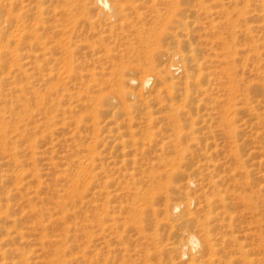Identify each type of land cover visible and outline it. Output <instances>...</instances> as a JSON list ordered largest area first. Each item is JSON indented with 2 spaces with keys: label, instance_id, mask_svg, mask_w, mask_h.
Listing matches in <instances>:
<instances>
[{
  "label": "rangeland",
  "instance_id": "rangeland-1",
  "mask_svg": "<svg viewBox=\"0 0 264 264\" xmlns=\"http://www.w3.org/2000/svg\"><path fill=\"white\" fill-rule=\"evenodd\" d=\"M108 1L125 19L87 0H0V75L10 80L0 84V264L177 263L188 233L200 232L135 206L162 208L144 188L173 163L187 174L213 166L224 208L196 203L191 216L264 264V0ZM11 32L23 33L18 57L5 53L19 49L8 46ZM173 41L194 50L198 76L176 69ZM146 73L162 80L141 87ZM185 80L197 83L188 93ZM238 255L229 264H247Z\"/></svg>",
  "mask_w": 264,
  "mask_h": 264
},
{
  "label": "bare ground",
  "instance_id": "bare-ground-1",
  "mask_svg": "<svg viewBox=\"0 0 264 264\" xmlns=\"http://www.w3.org/2000/svg\"><path fill=\"white\" fill-rule=\"evenodd\" d=\"M87 1H88L87 2V6L88 7L90 6V8L93 5H95V6L97 5L100 9H102L104 11V13L110 14V15L118 14V16L120 18L125 19V13L126 12H125V8L123 7V5H118L117 3H109L108 0H87ZM128 8L130 10H132L133 17L136 16V15H134L136 13H137V16L140 15L139 14L140 12H138V9L139 8H138L137 4L134 5V3L131 2L129 4V7ZM119 13H120V15H119ZM151 16H153V15H151ZM153 17H155L156 19H158L160 17V15L154 14ZM11 18H10V21L13 20V19L11 20ZM151 19H152V17H151ZM14 20H15V18H14ZM140 22H142V21H140ZM14 24H15V22H14ZM142 27L143 26H141V28ZM18 29H20V28H18ZM17 31H19V30H17ZM141 33H143V34H139V35L136 34L138 36L135 37V35H134V37L135 38L138 37L137 38V40H139L138 43H140V44H142V46H144V52H145V48H146V51L148 52V49L149 50H152V49L149 48V46H150L149 35L150 34L149 33H145V35H144V32H141ZM178 33L179 32H177L176 34H173L172 37H171L170 34H166V35H164L163 40H167V39H170V38H172L173 40H175L177 38ZM156 34H157V32H154V35H156ZM159 34H161V33H159ZM234 34H233V37H234ZM22 35H23V33H22ZM22 35L21 34H19V35L18 34H13L12 32L9 33V36L7 37L8 40H6L8 42V46H9V44H14V43H16V45H18V46L21 45L22 44L21 41L23 39ZM169 36H170V38H169ZM140 44H138V45H140ZM172 45L176 49V51L180 53V58H181L180 61L177 62L178 63V67H177V65H175L176 69L181 68V71L183 72V76H185V78H187V79L189 77H192V76H198L200 74V64L197 63V59H196L197 57L195 56L194 50L192 48L186 47L185 46L186 45V42H182V41H173L172 42ZM225 45H227V44H224V46ZM20 47L21 46H19V49L18 48L17 49H15V48L14 49H8V47H7L5 53L8 52L10 54V56L13 55V56H17L18 57L20 51L23 50V48H20ZM135 48L136 47H133L132 50H135L136 51ZM137 50L139 52H142V50H139V49H137ZM164 52H166V50ZM13 56H12V58H13ZM139 59H137V60L139 61ZM154 66H156V65L152 63V65L150 64L148 66H145L143 68V70L146 71V72L147 71H154V68H155ZM131 71H132V73H134V70L133 69ZM23 74H24V72H23ZM154 76H155V81L157 83H159L160 80H162V77L160 75H156V74L153 75V74L146 73L142 77V79L140 80L141 87L146 86L152 80V78H154ZM8 81L10 82V80H8V77L7 76H3L2 74L0 75V84L6 83ZM190 81L191 80H185V82H184L183 90L185 91V93H188L190 91V89H192L194 86L197 85V83H196L195 80H193L192 82H190ZM125 82L126 83H134L135 81H134V78L133 77H130V78L125 79ZM189 96H190V94H187V95L184 94V100L186 98H189ZM187 100L188 99H186V101ZM22 102H24V104H21V108H23L22 105H24V107L27 106L26 105V99L24 101H22ZM186 104H189V107H190L191 100L188 103H185L183 106H182V104L177 105L172 110L178 112V109H181L182 110L184 106L186 107ZM171 123H172V126H173L172 127L173 128L172 129L173 135H176L178 138L183 137L184 134H183V128H181L182 122L180 121V118L177 115L173 116L171 118ZM230 123L231 122H229L227 125L228 126L231 125ZM229 128H231V127H229ZM229 132H230V130H229ZM191 140H193V139L191 138ZM182 149L183 148H181V147L179 148V150L181 152H182ZM174 164L175 163H173V165ZM173 165L170 167V172L167 171V173L169 175H168V177H166L167 176V174H166V176L164 177L165 180L163 182L161 180L162 178L159 179V181L161 180L159 184H158V181H155L154 180L153 181L154 186L148 185L149 183L147 184L148 187L151 186V187H149V190L148 191L146 190L147 186H146V188H144V190H145L146 193L144 192L143 196L145 194L146 195H150L149 198L152 197L153 200L155 198L157 199L159 197H161V198L164 199V204H163L162 208H158L156 205H154V203L153 204L152 203L151 204L149 203V205H148L147 202H146L147 205H144V207H141V205L139 204L140 202L137 205V202L135 201L138 198L134 200L136 202V205L135 206L140 207V208H138V209H140V211L143 210V209H145V208L148 209V210L153 211V213L156 212V211L158 212V210H159V212H161L162 215L164 216V219H167V220H169V221H171L173 223L175 222V224H171V227L170 228H175V226H178V225L181 226V227L191 226L194 229H197L198 232H200L199 234H196L194 231L188 233L186 241L181 244L182 251L179 254V260L177 261V263L170 262V264H229L230 262L233 261V259H237V258H232L231 260H229V258L231 257V255L234 254L236 256V254H238V253H239L238 256L241 257L240 258V261L241 260L242 261L243 260L244 261L246 260L247 261L246 262L247 264L248 263L249 264H252L253 261L250 263V260L249 259H246V255H245L246 251L242 249V246L240 244H237V246L235 247L234 244L231 242L232 239L235 240L233 236H228L227 237L221 231L218 232V233H216L214 235L213 232H214V229L217 228L216 226H214V225L209 226L207 223L201 222L198 219H196L194 216H191L189 206H191L193 204L195 205L196 203L202 209L204 208V206L207 207V209H211V207H213V208H222V209L224 208V199L225 198H224V196H222L220 194L221 191L219 192V189H216V186L218 185L217 184V181L214 180L213 178H215V177H213L211 175L212 172H213V169H214V168H212L213 166H211V165L196 166V167L192 168V173L191 174H187V173H185L184 171H182L180 169H176V167H175L176 165L175 166H173ZM85 169H87V168H85ZM153 174H154V172H153ZM97 175H98V173L94 174L92 177H90V176L89 177L91 179L92 178L96 179V176ZM154 175H156V174H154ZM151 176H152V173H151ZM206 176H207V178H206ZM153 177H151V180L154 179ZM158 178H157V180H158ZM216 178L218 180V175H217ZM151 180H150V184H152L151 183ZM204 181H205V184H204ZM161 182H162V185L163 186H161ZM89 183H87V186H88ZM157 184L159 186H161V188L163 187V192H159L162 189L159 190ZM164 186H166V187L164 188ZM166 188L168 189V194L167 195H165V193H164L165 190H166ZM182 188H184V189H182ZM185 189H186V191L184 192ZM136 190H137V188H136ZM169 191H171V192H169ZM140 194H141V198H143L142 197V192H140ZM187 195H191L192 198H186V200L185 201H182V202H179L178 201L180 198H183V196L186 197ZM147 198H148V196H147ZM147 198L145 197L143 199L146 200ZM147 200H149V199H147ZM138 201H140V199ZM129 202H131V201H129ZM134 204L132 205L133 207H134ZM182 204H183L184 208H182V206H181ZM160 205L161 204H159L158 206L160 207ZM133 207H132V209H133ZM137 207H135L136 210H137ZM135 212H134V214H135ZM138 213H140V212L138 211ZM37 214H40L41 215L42 214V211L41 210H38V213ZM137 215L138 214H135L134 217L138 218ZM135 220H138V219H135ZM219 226H221V225L219 224ZM223 226L227 228V226H229V224H225ZM176 234H177V232H176ZM216 235H217V237H216ZM151 238L153 239L152 236H151ZM146 240H148V238ZM153 241H154V239H153ZM150 243H151V241H150ZM145 244H146V242H145ZM145 244H143L144 247H145ZM152 244H153V242H152ZM155 245L156 244H154V246ZM150 246H152V245L150 244ZM146 247H147V245H146ZM139 248L140 249H143V247H140V246H139ZM148 248H151V247H149V245H148ZM152 249H150V251H151L150 254L154 253V251H152ZM146 250H145V252L148 253ZM157 250H159V249L157 248ZM142 252H144V251L142 250ZM155 252H156V250H155ZM139 253L141 254V251ZM139 253H137V254L139 255ZM156 253H157V255H159L158 252H156ZM144 254L145 253L142 254L143 257H145ZM161 255H159V256H161ZM166 255H167V253H166ZM227 255H228V257L226 258ZM139 256H138V258H139ZM152 257H154V256H151V258ZM151 258H149V259L147 258V260H145L144 263H142V264H152L151 261H149ZM156 258L157 257H155V259ZM152 259L154 260V258H152ZM130 261H132V260H129V263H130ZM134 261H135V259H134ZM155 261L160 262L161 260L160 261L155 260ZM140 262L138 260L136 262H133V263L131 262V263L132 264H140ZM157 262L155 264H157Z\"/></svg>",
  "mask_w": 264,
  "mask_h": 264
}]
</instances>
